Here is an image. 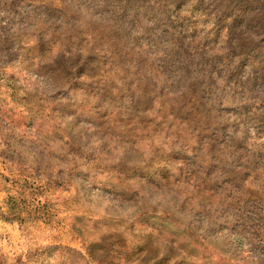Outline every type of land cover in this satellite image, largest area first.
<instances>
[{
	"label": "rangeland",
	"instance_id": "rangeland-1",
	"mask_svg": "<svg viewBox=\"0 0 264 264\" xmlns=\"http://www.w3.org/2000/svg\"><path fill=\"white\" fill-rule=\"evenodd\" d=\"M0 216V264H264V0H0Z\"/></svg>",
	"mask_w": 264,
	"mask_h": 264
},
{
	"label": "crops",
	"instance_id": "crops-1",
	"mask_svg": "<svg viewBox=\"0 0 264 264\" xmlns=\"http://www.w3.org/2000/svg\"><path fill=\"white\" fill-rule=\"evenodd\" d=\"M6 193V192H5ZM2 208V207H1ZM1 217V216H0Z\"/></svg>",
	"mask_w": 264,
	"mask_h": 264
}]
</instances>
